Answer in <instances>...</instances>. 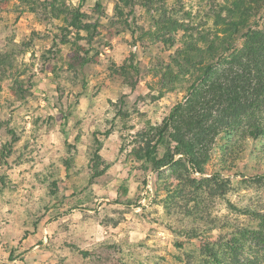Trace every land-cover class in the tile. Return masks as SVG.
I'll list each match as a JSON object with an SVG mask.
<instances>
[{
  "label": "rangeland",
  "instance_id": "obj_1",
  "mask_svg": "<svg viewBox=\"0 0 264 264\" xmlns=\"http://www.w3.org/2000/svg\"><path fill=\"white\" fill-rule=\"evenodd\" d=\"M53 2L55 12L82 6L97 27L91 45L67 15L52 16ZM226 4L0 0V264H187L203 241L256 225L242 214L264 212V181L249 179L264 173L255 155L228 156V193L198 192L191 215L183 194L167 200V181L132 154L137 132L187 95L191 75L166 91L164 70L191 35L202 48L195 58H209L210 42L224 35L218 16ZM164 13L188 30L156 38ZM86 50L92 60L82 67ZM242 143L246 153L259 148L249 137ZM224 145L227 137L217 141L209 173L220 170ZM176 183L191 198L190 182Z\"/></svg>",
  "mask_w": 264,
  "mask_h": 264
},
{
  "label": "trees",
  "instance_id": "obj_2",
  "mask_svg": "<svg viewBox=\"0 0 264 264\" xmlns=\"http://www.w3.org/2000/svg\"><path fill=\"white\" fill-rule=\"evenodd\" d=\"M120 1L129 5L133 2ZM226 3V16H218V25L224 35L218 37L220 44L215 40L210 42L209 58L202 55L195 58L202 48L191 35L190 42H185L173 57V63L164 70L162 87L166 91H173L188 74L191 75L186 97L173 106L161 123L137 132L133 140L134 159L149 163L159 178L167 181V200L173 201L175 195L183 194L191 215L201 205L198 192L210 196L228 193L232 179L225 174L235 167L228 156L238 160L246 154L255 155L264 168V0H226ZM51 6L53 17L58 18L61 13L67 15L68 25L76 30L77 38L92 44L97 27L90 22L81 5L57 12L54 2ZM155 26L158 29L156 38L161 37L160 32L188 30L166 13L157 18ZM82 31H87V37ZM238 34L241 40L235 44ZM76 45L77 49H83L77 42ZM89 53L85 51L82 67L92 60ZM17 83V93L24 97L25 90L18 80ZM226 137L231 145L220 149V170L209 173L217 141ZM247 137L259 148L246 153L242 139ZM11 149L12 146L8 151ZM177 155L180 157L176 158ZM164 167L170 172L162 171ZM104 170H97L95 176L102 175ZM195 173L202 176L193 177ZM208 173L210 175L205 177ZM178 177L190 182L191 198L179 188ZM249 179L263 182L264 173H256ZM250 213L256 225H240L224 236L203 241L189 253L187 264H264V212L242 210L244 215ZM193 235L196 236L195 232Z\"/></svg>",
  "mask_w": 264,
  "mask_h": 264
}]
</instances>
